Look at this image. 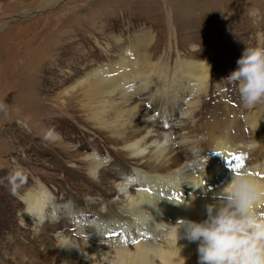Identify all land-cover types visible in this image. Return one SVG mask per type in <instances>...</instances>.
<instances>
[{"label":"bare ground","instance_id":"obj_1","mask_svg":"<svg viewBox=\"0 0 264 264\" xmlns=\"http://www.w3.org/2000/svg\"><path fill=\"white\" fill-rule=\"evenodd\" d=\"M211 1L230 9L228 0ZM110 38L120 45L115 36ZM152 41L147 33L132 35L116 65L93 68L74 84L79 91L78 117L89 131L110 141L113 146L107 154H117L118 159L112 163L114 168L104 169L101 152L92 153L83 145L90 155L76 160L80 170L74 173V182L80 188H70L95 196L98 202L104 200L100 209L89 204L99 214L93 220L74 215L66 202L54 203L53 193L39 183L22 190L20 220L39 228L28 244L46 245L43 262L176 264L175 247L170 239H162L163 224L204 219V206L216 203L234 176L243 173L264 182V111L245 108L249 111L242 117L226 105L210 111L201 98L212 97L207 96L211 60L193 54L196 59L178 57L172 66L153 62L147 52ZM243 124L251 131L250 138L241 130ZM5 209H0L4 215ZM178 244L185 245L180 255L186 264H197L196 244L185 240Z\"/></svg>","mask_w":264,"mask_h":264},{"label":"rangeland","instance_id":"obj_2","mask_svg":"<svg viewBox=\"0 0 264 264\" xmlns=\"http://www.w3.org/2000/svg\"><path fill=\"white\" fill-rule=\"evenodd\" d=\"M228 1L230 9L224 10L211 0H0V209L6 208L5 215L0 210V264H52L42 261L46 245L28 244L39 228L20 220L22 190L35 183L53 193L54 203L70 205L74 215L98 217L89 204L100 209L104 200L70 188H80L74 182L80 170L76 160L90 155L83 145L101 152L104 169L114 168L118 158L107 154L110 141L89 131L78 117L74 84L93 68L116 65L132 35L153 37L147 51L153 62L172 66L178 57H207L213 91L207 90L210 99L206 94L201 98L204 106L215 111L226 105L241 117L249 111L227 77L244 49L256 44L257 33H264V0ZM261 103L254 107L259 114L264 111ZM68 104L67 110H59ZM247 129L243 124L246 139L251 137Z\"/></svg>","mask_w":264,"mask_h":264},{"label":"clouds","instance_id":"obj_3","mask_svg":"<svg viewBox=\"0 0 264 264\" xmlns=\"http://www.w3.org/2000/svg\"><path fill=\"white\" fill-rule=\"evenodd\" d=\"M236 63L227 80L235 85L241 105L264 102V33H257L256 44L246 47ZM218 196L216 203L204 206V219L163 224L162 239L175 247L176 264H186L181 240L196 244L197 264H264V182L242 173Z\"/></svg>","mask_w":264,"mask_h":264}]
</instances>
